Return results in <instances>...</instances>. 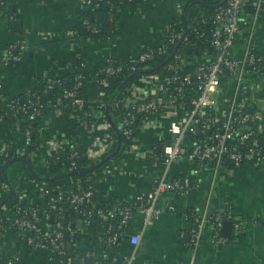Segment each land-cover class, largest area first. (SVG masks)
<instances>
[{
    "label": "built area",
    "instance_id": "obj_1",
    "mask_svg": "<svg viewBox=\"0 0 264 264\" xmlns=\"http://www.w3.org/2000/svg\"><path fill=\"white\" fill-rule=\"evenodd\" d=\"M92 2L93 0H80L81 8ZM95 4L100 5V1L97 0ZM122 6L120 4L115 8L121 10ZM2 11L0 9V15H6L9 20L15 19L14 14H4ZM262 13L264 0H225L211 12L199 9L196 18L201 17V26L193 25V22L184 24L182 19L171 21L162 30L163 39L160 44L144 45L136 55L127 60L109 54L102 61L107 64L96 66L93 74L86 71V74H76L71 86L61 85L63 76L47 75L43 89L46 95L57 85L62 89L60 94L49 97L47 101H42L41 94L34 92V97L26 101L20 102L18 98H13L4 102L0 94V120L12 118L20 126V119H24L19 117L21 111L26 112L24 116L27 118L35 117L39 121L48 105L60 111L70 105L67 114L76 119L78 128L94 132L105 130L86 146L80 141H65L62 138L50 142L48 153L43 157L46 169L50 164V157L57 159L67 151L69 165L65 169L68 179L55 186L50 185L47 178L37 180V201L23 204L20 189L14 186L13 191H16L18 201L11 207L2 202L9 195L11 186L0 173V238L8 226H14L23 242L48 250L52 264H74L75 258L77 264H84L85 261L91 264H110V260L104 257L102 259L101 256L88 260L89 254L79 249L76 235L79 236L83 228L91 227V223L96 220L106 248L117 247L123 239H127L133 244L131 257L135 256L145 228L166 210L174 207L171 201L161 205L160 198L167 192L187 195L194 188L190 173L183 177L170 174L171 166L177 160H190L193 163V173L206 165L219 171L220 168L243 163H263L264 101L259 102L254 94L249 96L246 92L253 85L251 75L264 68V51L254 39L256 24ZM85 22L92 31L99 30L87 18ZM243 25L248 27L249 34L240 47L237 37ZM190 30L195 39H191ZM202 43L206 46L202 47ZM207 45H211L212 49ZM25 48V43H11L1 48L0 66L19 61ZM187 48L190 53L186 52ZM193 49L196 52H192ZM76 54L78 60L83 51L78 49ZM160 55L166 56L164 72L139 70L141 63L148 62L147 67H151ZM82 64L85 67V63ZM189 64L192 65L191 68L188 67ZM74 66L76 67L75 62L70 68ZM124 70L132 74L124 87L113 96V102L121 113L117 135L106 115L99 117L100 119L94 115L95 109L105 106V99L110 91L105 89L98 98L89 100L80 92L79 87L85 83V79L103 87H112L113 82L109 78ZM230 83H233L232 95L227 94ZM1 86L0 81V88ZM64 98L68 101L65 102ZM86 104L88 108L85 107ZM151 127H162L168 134L160 153L164 169L155 178L153 185L138 193L134 201L105 199L108 202L102 204L95 201L94 172L88 175L87 180L93 179V182L90 181L87 188L82 185V178L75 173L79 156H87L93 165L103 159H106V163L112 157L113 148L119 139L122 144L127 140L126 144L130 148L137 145L138 153L137 133L140 129ZM37 130L39 133L40 124L37 125ZM33 132V125L30 123L21 128L18 142L10 141L0 147V162L24 156L35 157L40 141H33ZM244 145L248 147L245 148ZM64 203L70 204L78 214L74 218H77V224L73 223V219L65 221ZM224 211L211 215L208 210L195 207L187 209V215L191 217V228L185 244L189 249L195 252L199 248L208 226L213 243L223 245L231 236L233 239L240 237L244 231L240 217L231 208ZM137 213L142 215V226L135 230L132 224ZM51 217H56L55 223L49 222ZM225 220L232 221L229 237L222 230ZM64 233L69 236L68 240ZM68 243H72L70 250L73 254L67 253ZM5 264L25 263L20 254H11Z\"/></svg>",
    "mask_w": 264,
    "mask_h": 264
},
{
    "label": "crops",
    "instance_id": "obj_2",
    "mask_svg": "<svg viewBox=\"0 0 264 264\" xmlns=\"http://www.w3.org/2000/svg\"><path fill=\"white\" fill-rule=\"evenodd\" d=\"M200 8L206 9L201 0H146L137 9L123 5L110 35L97 38L77 35L75 26L81 10L80 0H18L14 20L0 15V49L11 43H25L26 48L19 61L0 66L1 99L7 102L18 94L29 93L49 74L64 76L76 61L78 49L83 51L84 69L88 74H93L109 54L127 60L144 45L160 44L167 23L181 19L184 24L193 22ZM256 25L254 39L264 51V13ZM248 34V27L243 25L237 37L240 47ZM251 80L253 85L246 92L249 96L254 94L259 102L264 101V68L254 72ZM87 86L89 100L98 98L105 89L110 91L104 107L118 135L121 113L109 98L111 87L92 81H88ZM227 90V94H233V83ZM38 122L40 147L35 157L10 159L2 166L1 177L12 188L20 189L23 204L39 198L36 181L47 178L43 157L54 140L80 141L86 146L105 132L104 129L82 130L74 117L51 105L44 109ZM20 138L21 128L17 122L0 120V147L10 141L18 142ZM167 138L162 127L140 129L138 153L137 145L130 148L119 139L112 157L103 165L93 166L95 196L134 201L138 193L149 189L164 169L160 145ZM192 167L193 163L187 158L171 166V175L190 173L194 188L187 195L167 192L160 198L161 205L171 201L174 207L145 228L135 256L131 257L133 244L127 239L117 247L106 248L97 227L81 230L77 239L79 249L88 252V260L101 256L110 260V264H191L192 260L193 264H264V162L259 165L243 163L219 171L206 165L196 173ZM193 207L208 211L231 208L243 222L244 231L238 239L228 236L229 241L220 245L211 241L208 226L199 248L193 252L185 244L191 228L186 211ZM132 225L135 230L142 226L141 213H137ZM0 251L20 254L25 264H52L48 250L23 242L13 226H8L0 238Z\"/></svg>",
    "mask_w": 264,
    "mask_h": 264
},
{
    "label": "trees",
    "instance_id": "obj_3",
    "mask_svg": "<svg viewBox=\"0 0 264 264\" xmlns=\"http://www.w3.org/2000/svg\"><path fill=\"white\" fill-rule=\"evenodd\" d=\"M97 0H93L92 3H87L83 8H81L79 16H78V22L75 26V30L77 32V35L80 36H94L97 38H103L106 36L110 35L111 30L114 28L116 21L119 18L120 15V10L116 9L115 7L119 6L121 4L122 5H129L131 7H133L134 9H137L138 7L142 6L144 3H146V0H99L100 1V5H96L95 2ZM224 0H201V2L203 3V5L206 8V12H211L213 10V8L218 5L219 3H221ZM17 3L18 0H0V9L3 10L2 13L4 14H14L16 16L17 13ZM115 9H112L113 7ZM88 19L91 23H93L94 25H96L98 27V31H92L90 29V27L87 25V23L85 22V19ZM201 17L199 16L198 18H196L193 21V25H199L201 26V22H200ZM190 36L191 39H195V35L193 33L192 30H190ZM206 45L202 43V47H205ZM209 46V49L211 50V45H207ZM174 48H171V50H173ZM199 49V48H198ZM190 49L187 48L186 52L190 53L189 51ZM200 51V50H199ZM192 52H196V49H193ZM158 60H156V63L151 65V67H147L148 62L146 63H141L140 64V69L139 70H146V71H152V70H158L161 72H164L163 69V65L166 62V56L160 55L157 57ZM82 63H86L84 54H82V56L75 61L76 67H72L69 68L68 71L65 73V75L63 76V81L61 82L62 86H71L73 84V82L75 81V76L78 73H82V74H86L85 69L83 67ZM102 64H107L106 62L100 63L99 65H97V67H99ZM96 67V68H97ZM189 68L192 67V65H188ZM132 72H129L128 70H124L122 73H120L119 75L116 76H112L109 78V80L111 82H113V85L111 87V95L109 96V98L111 99V101H113V96L116 95L125 85V83L127 82V80L130 78ZM53 76V74H52ZM56 76V75H54ZM88 80L85 79V83L82 84L79 89L80 92H82V94L88 99V86H87ZM45 84H46V79L44 78L42 80V82L40 83V85L36 86L35 88H33L32 91H30L29 93L26 94H18L16 95L14 98H18L20 102L22 101H26L29 98H33L34 96L33 93L35 92V94H41L42 96V101H47V99L49 97H52L53 95H58L62 92V89L59 87V85H57L55 88H53L51 90L50 94H47L43 92V89L45 88ZM108 98V97H107ZM106 98V99H107ZM65 102L68 101V99H63ZM88 104L85 105L86 108H88L87 106ZM2 108L0 107V113L2 112L1 110ZM64 113H69L70 111V105H67L63 108ZM98 112H100V114H98ZM26 114V112H20L19 113V117L20 118H24V119H20V123H21V128H25L27 125H29L30 123L33 125V141H38L39 142V138H38V130H37V125L39 124L37 118L32 117V118H27L26 116H24ZM94 115L96 117H102L104 115H106V107H102L100 109H95L94 110ZM107 117V115H106ZM99 118V119H100ZM7 119H12V118H7ZM127 140L123 141V144H126ZM82 147V145H80V148ZM245 148H247V145H244ZM27 157V156H26ZM30 158V157H29ZM7 161V160H6ZM6 162H0V173L2 174V166L3 164ZM69 165V159L67 157V151H65L64 153L60 154L59 158H55V157H50V164L48 165V169H47V180L49 182L50 185L55 186L58 183H63L67 174V171L65 169V167H67ZM93 164L91 163L90 159L87 158V156L82 155L79 156L78 158V167L75 171V173L77 175H79L82 178V185L87 188L88 184L90 181L93 182V179L91 180H87L88 175L93 174ZM186 174H179L178 176L183 177ZM35 176V175H34ZM41 178V176H39ZM93 199L99 203H107L108 201L105 199H100L99 197L97 198L95 196V194L93 195ZM18 201V196L16 195V191H12L10 196H5V198L2 200V202H4L6 205L8 206H12V204L14 202ZM63 206L66 208V215H65V221L69 220V219H73V223L75 222V224L78 223L77 218L74 219L76 216H78V214L75 213L74 209L70 206V204L68 203H64ZM189 212V211H188ZM211 215H214L218 212H223V211H209ZM225 212V211H224ZM55 218L56 217H51L49 219L50 223H55ZM191 219V217H189ZM60 220V219H58ZM6 224H8V220L6 219ZM65 221L63 223H65ZM62 222V221H61ZM97 221L94 220L91 223V227H97ZM132 226V225H130ZM13 228L15 230L16 227L13 226ZM64 237L66 240L69 239V236L67 235V233H64ZM76 237L78 238V236L76 235ZM67 246V244H66ZM68 247V246H67ZM67 253H72L73 251H71L69 248H67ZM11 254H3L0 251V264H5L6 260L8 259V257ZM103 259V258H102ZM24 262V260H23ZM84 264H91V262L89 261H85Z\"/></svg>",
    "mask_w": 264,
    "mask_h": 264
},
{
    "label": "water",
    "instance_id": "obj_4",
    "mask_svg": "<svg viewBox=\"0 0 264 264\" xmlns=\"http://www.w3.org/2000/svg\"><path fill=\"white\" fill-rule=\"evenodd\" d=\"M224 1H225V0H224ZM224 1H222V2H224ZM224 78H226V77H224ZM162 145H163V143H161L160 146H162ZM17 159H18V158H17ZM105 160H106V159L101 160L98 164L95 165V167H97L99 164H103ZM12 191H13V188H12V186H11V188H10V192H9V195H8V196L11 195ZM213 210H216V209L213 208ZM220 211H224V209H220ZM231 232H232V221H231V220H225V221H224V224H223V233H224L225 235H227V236H231ZM68 248H69V249L72 248V243H68ZM74 264H77V258L74 259Z\"/></svg>",
    "mask_w": 264,
    "mask_h": 264
}]
</instances>
